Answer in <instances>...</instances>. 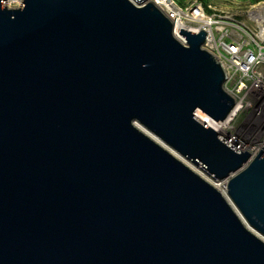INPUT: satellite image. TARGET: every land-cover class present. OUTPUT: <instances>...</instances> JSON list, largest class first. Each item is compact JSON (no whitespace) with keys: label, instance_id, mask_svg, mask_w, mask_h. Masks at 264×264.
Wrapping results in <instances>:
<instances>
[{"label":"water","instance_id":"water-1","mask_svg":"<svg viewBox=\"0 0 264 264\" xmlns=\"http://www.w3.org/2000/svg\"><path fill=\"white\" fill-rule=\"evenodd\" d=\"M146 1L0 0V264H264V147L200 116L226 70Z\"/></svg>","mask_w":264,"mask_h":264},{"label":"built area","instance_id":"built-area-1","mask_svg":"<svg viewBox=\"0 0 264 264\" xmlns=\"http://www.w3.org/2000/svg\"><path fill=\"white\" fill-rule=\"evenodd\" d=\"M158 5L174 23L177 38L181 30L207 32L204 48L218 58L227 73L226 90L235 97L236 106L228 119V126L218 130L241 150L254 156L264 147V2L252 9L247 23L235 18L227 11H208L205 5L192 0L185 4L181 0H147ZM24 0H6L7 7L21 8ZM178 34V35H177ZM182 43L187 45L182 36ZM246 115L238 133L225 132ZM260 119L261 142L258 149H249L256 131L253 120ZM223 122V123H224ZM215 129V128H214ZM228 190V185H227Z\"/></svg>","mask_w":264,"mask_h":264},{"label":"rangeland","instance_id":"rangeland-1","mask_svg":"<svg viewBox=\"0 0 264 264\" xmlns=\"http://www.w3.org/2000/svg\"><path fill=\"white\" fill-rule=\"evenodd\" d=\"M188 1H192V0H181V3L182 4H185ZM198 1L202 2L205 5V7L208 9V11H211V12L212 11H216V10H219V11H227L231 15H233L235 18H237V19H239V20H241L242 22H245V23H247L249 21L250 11L252 9H256L254 7H256L260 3H263L264 2V0H198ZM246 115L247 114H244L242 117H240L234 123V128L235 129H232V127H229V129L227 130V132H225V135L228 136L230 133H236L237 134L238 133V129H240V127L242 128V125L244 123V120L246 119ZM200 116L202 118H204L205 120L207 119L205 115H201L200 114ZM262 117H263V115L262 116L261 115H257L254 118V120H253V124H254V127L256 128V131L254 133V136L251 139L252 140V143L249 144V149L250 148L251 149H254V148L255 149H258L259 148L258 146H259V144L261 142V137L260 136H261V133H262V132L260 133L259 123H260V119ZM207 120L209 121L210 119H207ZM184 159H186V158H184ZM186 161H189V160L186 159ZM191 163H193V162H191ZM200 172H202L205 176H207L208 178H210L215 183H218L220 181L221 182L223 181V180H216L215 178L211 177L204 170H200Z\"/></svg>","mask_w":264,"mask_h":264},{"label":"bare ground","instance_id":"bare-ground-1","mask_svg":"<svg viewBox=\"0 0 264 264\" xmlns=\"http://www.w3.org/2000/svg\"><path fill=\"white\" fill-rule=\"evenodd\" d=\"M178 35V34H177ZM178 37L180 39L183 40L182 36L178 35ZM207 119H209L208 117H206ZM206 119V120H207ZM208 121V120H207ZM208 123L215 129H220V130H224L226 128V126H228V122H215V121H212V120H209ZM158 141V140H157ZM175 154V153H174ZM177 155V154H175ZM180 159H182L185 163H187L191 168H193L195 171H197L199 174H201L203 177H205L206 179H208L212 184H214L218 189H220L225 195L227 193V184H228V180H223L221 183L218 182V183H215L214 181H212L210 178H208L207 176H205L202 172H200V170H203L201 169L198 165L194 164V163H191L190 161H186V159H184L182 156L180 155H177ZM200 169V170H199ZM245 222V220H244ZM246 223V222H245ZM247 224V223H246Z\"/></svg>","mask_w":264,"mask_h":264}]
</instances>
